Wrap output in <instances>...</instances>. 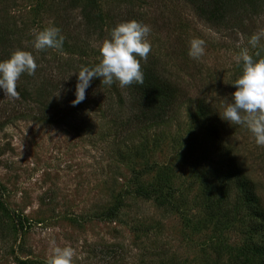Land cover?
I'll return each instance as SVG.
<instances>
[{"label": "rangeland", "instance_id": "1", "mask_svg": "<svg viewBox=\"0 0 264 264\" xmlns=\"http://www.w3.org/2000/svg\"><path fill=\"white\" fill-rule=\"evenodd\" d=\"M246 1L210 24L198 0H0V60L21 49L37 65L17 81L22 97L0 91V264H45L54 246L71 247L73 264H264L221 162L229 155L264 216V146L219 118L241 47L264 29V0ZM128 20L150 26L141 69L171 90L160 121H145L131 86L99 78L70 105L72 73L97 63L100 42ZM50 25L62 50L36 51L32 33ZM192 38L205 41L199 60Z\"/></svg>", "mask_w": 264, "mask_h": 264}, {"label": "clouds", "instance_id": "2", "mask_svg": "<svg viewBox=\"0 0 264 264\" xmlns=\"http://www.w3.org/2000/svg\"><path fill=\"white\" fill-rule=\"evenodd\" d=\"M150 26L135 20L115 25L98 47V62L92 66L81 65L72 74L76 75L74 96L71 106L85 100L86 90L94 78L111 87L117 82L120 87L143 84L141 60H146L151 51L148 40ZM32 46L36 51L46 49L62 50L64 37L56 26H48L32 33ZM264 29L252 34L247 46L241 47L237 58L240 73L233 81L235 91L231 99H225L219 114L228 124L243 126L251 134L258 146H264V58L259 52L249 54V47H264ZM243 45V40L241 41ZM205 52V41L192 38L188 42V56L199 60ZM37 65L34 56L21 49L15 50L6 60H0V91L9 98H18L17 81L22 74L34 75ZM54 243V242H53ZM74 250L69 247L54 246L46 257L45 264H73Z\"/></svg>", "mask_w": 264, "mask_h": 264}, {"label": "trees", "instance_id": "3", "mask_svg": "<svg viewBox=\"0 0 264 264\" xmlns=\"http://www.w3.org/2000/svg\"><path fill=\"white\" fill-rule=\"evenodd\" d=\"M197 0H188L192 4H195ZM239 0H198L195 4L197 14L200 18L204 19L210 24H219L223 21L226 10L232 4ZM253 0H248V4L253 8ZM88 22H92V16L86 15ZM132 92H134V99H137L138 106L141 109L142 115L146 122L160 121L166 113L168 106L171 103V90L165 83L153 73L145 70L143 72V84L130 85ZM18 91L22 97L26 92L25 87H21ZM17 91V89H16ZM222 164L228 170L230 177L236 178L241 187V190L245 194V200L248 204L252 216V226L254 231L261 236L256 243V254L260 255L264 259V216L263 211L259 206L258 200L255 198L253 191L247 181L242 180L238 171L236 170L233 162L229 158V155L225 154L221 160ZM240 178V179H239ZM245 181V182H244Z\"/></svg>", "mask_w": 264, "mask_h": 264}]
</instances>
